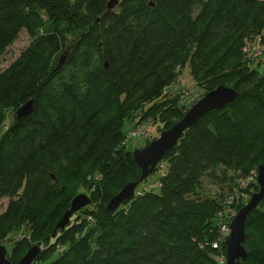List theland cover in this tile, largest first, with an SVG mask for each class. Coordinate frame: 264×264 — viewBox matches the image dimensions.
I'll return each instance as SVG.
<instances>
[{
	"label": "trees",
	"instance_id": "trees-1",
	"mask_svg": "<svg viewBox=\"0 0 264 264\" xmlns=\"http://www.w3.org/2000/svg\"><path fill=\"white\" fill-rule=\"evenodd\" d=\"M109 1L0 0V57L22 30L37 34L0 73V118L35 100L0 138V242L30 223L12 264L31 242L45 244L37 264H215L225 195H204V180L238 186L264 165V73L245 53L264 31V0H119L108 10ZM184 71L205 94L226 86L239 97L183 134L155 187L141 189L147 179L109 211L142 173L127 156L125 123L158 120L164 131L181 120L188 110L168 89ZM81 193L91 205L54 236ZM246 248V264H264V201L247 220Z\"/></svg>",
	"mask_w": 264,
	"mask_h": 264
},
{
	"label": "water",
	"instance_id": "water-1",
	"mask_svg": "<svg viewBox=\"0 0 264 264\" xmlns=\"http://www.w3.org/2000/svg\"><path fill=\"white\" fill-rule=\"evenodd\" d=\"M119 0L108 2L107 9L114 10ZM70 48H68L59 58L58 69L63 67L68 60ZM108 67V65H106ZM239 97V93L226 86H219L208 92L202 99L197 101L170 129L163 131L159 138L152 141L148 146L127 152V156L132 155L134 161L141 169V177L138 181L127 184L107 205L111 212L117 210L123 203L135 197L139 184L146 181L158 167L167 152L171 151L180 141L183 134L195 126L198 121L214 110H221L226 105L234 102ZM35 110V100L31 99L16 110L14 120L22 122L29 118ZM258 191L254 192L249 202L238 211L233 218L230 229L231 232L226 241V264H246L248 251L246 248V223L250 214L256 211L264 201V165L257 168ZM92 203L87 194L76 196L71 202L70 208L65 212L58 223L54 236L59 230L65 229L71 218L79 211L90 206ZM42 249L39 246L32 247L17 264H34ZM0 264H12L8 258V251L5 246H0Z\"/></svg>",
	"mask_w": 264,
	"mask_h": 264
},
{
	"label": "rangeland",
	"instance_id": "rangeland-1",
	"mask_svg": "<svg viewBox=\"0 0 264 264\" xmlns=\"http://www.w3.org/2000/svg\"><path fill=\"white\" fill-rule=\"evenodd\" d=\"M37 31L39 35L43 33L44 30L43 28H38ZM35 36H33L32 33H30V31L28 30H22L19 33L16 41L0 57V73L5 71L15 60H17L20 54L32 43ZM255 59L256 60H254V62L260 60V64L257 65L256 63L254 66H256V68L261 74L264 73V57L255 58ZM168 92L172 96L180 95L179 105L180 107H184L186 110H189L197 101H199L200 99L203 98V96L206 95L204 88H201L195 81H193V79L190 77L187 71L183 72L182 76L179 78L178 83H176L172 88L168 89ZM14 116H15V112H13V110H7L4 112V116L0 118V138L5 134V132L15 121ZM149 120L150 121L148 124H142V123L131 124L130 122L125 123L123 131L128 136L126 141L127 151H134L139 148H144L150 144L149 141L152 142L159 138L160 134L163 132L162 131L164 127L163 123L162 122L159 123L158 120H153V119H149ZM130 132H132V136L129 137ZM162 165L164 166L165 164L162 163L161 166ZM162 170L163 169L161 168L158 171V173L155 174L153 173L148 178V183L143 184L140 188L145 190V189H150L151 187H155L156 180L160 177V173ZM231 176L232 173L230 172L229 177ZM77 186L78 184H73L70 187L73 189L74 187L77 188ZM235 187H237V182L233 184L232 181L231 182L228 181L226 184L216 185L212 181L206 179L204 180L203 194L219 199V195L224 194L226 197L231 190L235 189ZM79 192H86V190L80 187ZM81 194H85V193H81ZM221 200L223 201V199ZM7 203H8L7 199H0V215L5 211ZM31 228L32 226L30 223H21L13 232L9 233L6 236V238L0 242V246H5L7 248L8 256L14 246L18 245V243H20L23 240L25 241L29 240ZM29 244L31 248L35 246H39L42 250L45 249L44 243H42L43 244L42 246L39 245V242H31ZM21 248L23 249V247ZM39 264H44V263H39Z\"/></svg>",
	"mask_w": 264,
	"mask_h": 264
},
{
	"label": "built area",
	"instance_id": "built-area-1",
	"mask_svg": "<svg viewBox=\"0 0 264 264\" xmlns=\"http://www.w3.org/2000/svg\"><path fill=\"white\" fill-rule=\"evenodd\" d=\"M245 53L252 60H256L255 58L264 57V31L260 36L257 37V39L246 42ZM130 136H132V132H130L129 137ZM256 180L257 171H253L246 180L239 181L238 186L235 187L233 192L228 194L222 201V210L217 216L219 238L213 244V248L217 251L215 256V264H226L227 257L226 253L223 252V243L227 241V238L231 232V222L238 213L236 212L235 205L248 202L251 199V195L247 191V188L251 183L256 182Z\"/></svg>",
	"mask_w": 264,
	"mask_h": 264
}]
</instances>
